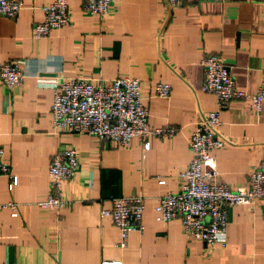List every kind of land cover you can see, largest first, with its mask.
I'll list each match as a JSON object with an SVG mask.
<instances>
[{"label":"crops","instance_id":"obj_1","mask_svg":"<svg viewBox=\"0 0 264 264\" xmlns=\"http://www.w3.org/2000/svg\"><path fill=\"white\" fill-rule=\"evenodd\" d=\"M53 0H22L15 18L0 15V63L14 62L22 85L0 84V147L17 183L0 176V264H264V200L228 210L226 244L206 245L186 236L178 219L156 221L158 198L177 191L178 173L191 159L193 125L216 109L204 93L203 57L218 55L236 86L253 94L264 79V0L223 2L112 0L103 16L84 13L81 0H67L70 21L49 36L33 39L40 7ZM74 77L109 81L139 79L148 127H174L171 136L151 135L149 148L132 138L113 148L94 136L57 132L50 116L52 86ZM169 83L168 98L154 93ZM217 135L224 147L212 155L213 181L230 189L248 184L264 157V100L261 110L248 99L232 100L220 113ZM62 145L74 147L78 167L63 183L66 207H42L49 194L48 163ZM144 199L143 231H120L101 210L110 197ZM16 216H12V213Z\"/></svg>","mask_w":264,"mask_h":264},{"label":"built area","instance_id":"obj_2","mask_svg":"<svg viewBox=\"0 0 264 264\" xmlns=\"http://www.w3.org/2000/svg\"><path fill=\"white\" fill-rule=\"evenodd\" d=\"M183 1L165 0L169 9L180 6ZM111 3L112 0H81V9L90 15L103 16L109 12ZM22 5V0H0V15L15 18ZM40 9L43 19L32 25L33 39L47 37L53 30L69 24L67 0H53ZM201 64L204 67L201 90L214 95L216 109L206 112L193 125L188 138L191 159L178 173V190L166 192L158 198L155 219L162 223L178 219L186 236L199 238L209 246H224L229 208L264 200V157L251 170L246 186L233 190L223 182H214L216 164L212 153L225 145V141L217 135L221 124L220 113L235 99H248L250 106L260 111L264 100V79L253 94H247L236 86L234 77L218 55H206ZM24 77L18 64L0 63V84L9 88L20 86ZM52 92L50 116L57 132L91 135L113 148L126 147L132 138H138L143 142L144 149H148L149 136H171L176 131L174 127L149 129L148 111L142 102L137 78L117 77L105 82L74 77L55 82ZM170 92L169 83L159 82L154 86V93L161 98H168ZM78 163L74 147L62 145L55 151L48 163L49 194L39 203L40 206L60 208L70 204L61 198V187L72 178ZM9 170L4 149L0 147V176L9 177L11 189L16 185L17 177L10 175ZM109 201L110 208L102 209L100 214L109 216L119 229L118 245L123 247L130 231H143L144 199L140 195H131L110 197ZM5 207L15 209V204L0 203V209ZM103 264L120 262L104 261Z\"/></svg>","mask_w":264,"mask_h":264}]
</instances>
